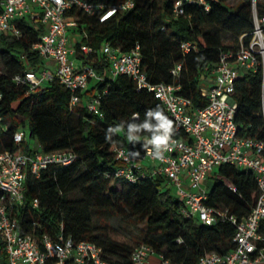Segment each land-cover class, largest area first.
Instances as JSON below:
<instances>
[{"label": "trees", "instance_id": "trees-1", "mask_svg": "<svg viewBox=\"0 0 264 264\" xmlns=\"http://www.w3.org/2000/svg\"><path fill=\"white\" fill-rule=\"evenodd\" d=\"M3 1L0 0V12ZM94 1L110 4L116 0ZM208 1V10L202 4L185 3L184 11L176 14L175 0H135L133 7L104 22L77 7L68 14L76 16L79 22L72 29L82 35L76 42L78 48L85 43L99 49L104 41L122 51L139 45L148 79L153 83L181 84L178 92L191 99L190 108H196L207 104L200 84L212 76L211 67L218 62L221 52L237 49L240 36L247 33V42L253 30L251 0H245L235 10L227 6L229 0ZM16 23L22 31L19 37L0 34V149L30 151V141L35 139L45 152L72 149L77 154L68 165L52 164L41 171L40 177L28 176V205L17 211L21 230L38 236H54L62 230L76 240H93L104 247L113 264H132V252L142 244L176 264H198L210 252L231 250L235 246V226L221 220L204 224L185 216L181 212L182 201L165 176L146 175L130 181L116 175L122 162L116 159L115 145L144 148L165 131L161 124L166 121H171L168 131L177 136L183 134L176 129L162 101L147 88L138 89L127 74L112 79L110 64L99 53L91 54L88 62L104 77L91 79L81 95L87 98L97 91L103 116L92 112L84 99L71 106V91L58 81L47 82L28 93L29 87L16 83L13 75L40 69L43 59L32 46L45 28L29 17L16 19ZM206 26H215L216 30L205 29ZM83 29L88 36L83 35ZM223 31L228 35L227 41L223 40ZM186 41L196 47L184 51L182 44ZM177 64H182L179 76L172 73ZM262 78L261 70L246 73L238 80L236 91L240 103L238 118L252 123L248 134L257 137H264L259 114ZM156 113L165 121L157 119ZM26 123L29 136L18 145L14 133ZM2 124L8 128L4 130ZM217 172L231 180L236 190L222 179L213 178L208 203L224 204L239 217L247 215L258 196L254 173L230 164L221 165ZM75 191L80 192V197H71ZM33 198H38L39 207L31 209ZM107 213L145 223L144 237L132 238L111 224L95 222L94 215L101 218ZM6 260L5 238L0 230V261Z\"/></svg>", "mask_w": 264, "mask_h": 264}, {"label": "built area", "instance_id": "built-area-1", "mask_svg": "<svg viewBox=\"0 0 264 264\" xmlns=\"http://www.w3.org/2000/svg\"><path fill=\"white\" fill-rule=\"evenodd\" d=\"M185 3H198L210 8L208 0H175L176 14L184 11ZM135 0H116L110 4L94 0H4L0 12V34L19 37L21 29L16 19L29 17L35 23H42L45 30L33 44L43 63L51 59L55 68L28 69L17 72L13 80L26 84L29 92L51 81H58L71 91L70 105L76 106L81 100L87 107L103 116L100 109L101 95L95 91L87 98L81 92L87 90L91 79H102L88 62L91 54L99 53L109 62V76L113 79L124 73L137 84V88H147L165 105L182 135L167 131V141L157 145L154 140L144 148L115 145L116 159L122 162L116 175L130 181L141 176H165L176 195L182 201L181 212L196 218L204 224L217 220L229 221L235 226L233 241L235 246L224 253L213 251L199 260L198 264H264V137L248 134L252 123L239 120L240 103L236 97L238 80L246 73L262 71L261 109L259 111L264 126V0H251L253 30L246 42L244 33L240 36L237 49L223 50L218 62L211 67L212 76L200 84L207 104L190 108L191 99L178 91L181 84L158 82L148 79L143 70V57L139 45L129 51L104 41L99 49L83 43L79 48L72 46L70 31L79 26L76 16L68 11L77 7L95 15L101 22L119 11L133 7ZM83 35L88 36L85 29ZM196 47L186 41L182 44L188 52ZM182 64H177L172 73L179 76ZM3 92L0 88V104ZM0 123L3 114L0 110ZM6 130L7 125L2 124ZM165 135L162 131L159 136ZM21 145L27 133L19 128L13 136ZM30 151L0 149V230L5 238L7 260L0 264H113L99 243L81 239L59 231L52 236H40L21 230L17 211L27 206L26 188L30 174L40 177L41 171L52 164L68 165L77 154L72 149L45 152L38 143L30 141ZM223 164L234 165L254 173L258 196L251 211L239 217L231 213L224 204H209L210 189L205 185L211 178L222 179L232 190L235 184L224 174L217 172ZM31 209L39 207L38 198L29 204ZM36 223V222H34ZM63 227V224H62ZM63 229V228H62ZM157 254L152 247L142 244L131 254L132 264H152L151 256ZM158 264H176L161 254Z\"/></svg>", "mask_w": 264, "mask_h": 264}, {"label": "rangeland", "instance_id": "rangeland-1", "mask_svg": "<svg viewBox=\"0 0 264 264\" xmlns=\"http://www.w3.org/2000/svg\"><path fill=\"white\" fill-rule=\"evenodd\" d=\"M244 1L245 0H229V2L227 3V6L230 9L235 10L240 5H242L244 3ZM204 28L208 29V30H216L215 26H206ZM222 36H223V40H225V41L228 40V35L224 31L222 32ZM77 37L79 39H82L81 33L78 32ZM72 46H74L75 48H78V45L76 43H72ZM2 49H3V45L0 42V51ZM0 65H1V61H0ZM20 129L24 130L27 133V136H29L28 123H26L25 125H20ZM32 141H36V140L32 139ZM212 177L209 178L205 183V185L208 187V189H211L213 184H214ZM172 190L175 193V190L173 188H172ZM80 195L81 194L78 191L71 193V197H73V198L80 197ZM94 220H95V222H102V223L111 224L115 228H117L119 231L123 232L124 234H126L129 237H132V238L134 237L137 239H142L144 237L146 224L145 223H135L133 221V219L129 218L128 216H121L118 214L107 213L105 216H103L101 218L98 217L97 215H94ZM155 255H157V254H155Z\"/></svg>", "mask_w": 264, "mask_h": 264}, {"label": "clouds", "instance_id": "clouds-1", "mask_svg": "<svg viewBox=\"0 0 264 264\" xmlns=\"http://www.w3.org/2000/svg\"><path fill=\"white\" fill-rule=\"evenodd\" d=\"M134 115H136V114H134ZM156 116H157V119L165 121V118L163 116H161L160 113H156ZM161 127H163L165 129V135L158 136L155 138L154 143L157 145H161V144L166 143V141H167L166 133H167L168 129L171 127V121H166V122L162 123Z\"/></svg>", "mask_w": 264, "mask_h": 264}, {"label": "crops", "instance_id": "crops-1", "mask_svg": "<svg viewBox=\"0 0 264 264\" xmlns=\"http://www.w3.org/2000/svg\"><path fill=\"white\" fill-rule=\"evenodd\" d=\"M70 33H71V35H72V39L74 40H79V38L77 37V34L78 33H74V32H72V30L70 31ZM75 42V41H74ZM73 42V43H74ZM55 66H56V64H55V61L54 60H51V59H48V60H46L45 61V63L44 64H42V66L40 67V69L41 68H50V69H53V68H55ZM150 261H151V263L152 264H158V262H159V258L157 257V256H151V258H150Z\"/></svg>", "mask_w": 264, "mask_h": 264}]
</instances>
